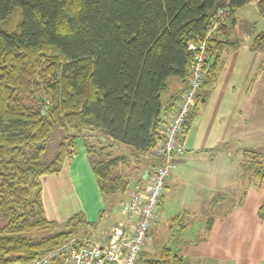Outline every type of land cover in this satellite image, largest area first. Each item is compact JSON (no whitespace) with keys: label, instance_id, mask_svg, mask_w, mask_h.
I'll use <instances>...</instances> for the list:
<instances>
[{"label":"trees","instance_id":"obj_1","mask_svg":"<svg viewBox=\"0 0 264 264\" xmlns=\"http://www.w3.org/2000/svg\"><path fill=\"white\" fill-rule=\"evenodd\" d=\"M254 1L264 18V0H0V264H29L72 237L88 238L106 221L118 225L132 182L146 180L127 170V156L150 169L163 163L151 153L162 140L163 114L189 86L190 46L226 10L207 49L200 105L216 83L222 53L242 43L231 37L238 11ZM18 8V33L2 31ZM250 50L264 51V32ZM174 81L182 88L170 98ZM79 144L105 207L96 222L78 211L62 225L47 217L41 179L72 163ZM244 155L241 179L262 182L264 151ZM258 219L264 222V204ZM137 264L195 263L165 246L144 251Z\"/></svg>","mask_w":264,"mask_h":264},{"label":"crops","instance_id":"obj_2","mask_svg":"<svg viewBox=\"0 0 264 264\" xmlns=\"http://www.w3.org/2000/svg\"><path fill=\"white\" fill-rule=\"evenodd\" d=\"M252 40L222 53L217 80L208 98L200 105H197V100L195 102L193 110L197 105L198 113L192 127L185 133L187 152L173 159L176 167H182L188 161L214 163L217 158L229 163L228 158L233 157L235 152L244 155V149L253 135L248 100L263 60V52L250 50ZM181 88L179 82H172L169 97L172 98ZM177 105L178 101L170 112L163 114L165 121L172 116ZM185 155L188 157L185 158ZM148 170L145 168L142 171L146 175L143 184L133 182L134 190L146 187ZM208 177L213 183L212 176ZM241 178L242 174L238 173L239 187L236 190L241 193L239 202L226 207L217 205L222 207L221 212L208 218L205 226L203 221L204 229L200 231L202 237L199 242L182 240L177 245L176 249L181 250L182 256L195 264H264V222L258 219V211L264 204V180L254 183ZM41 182L43 203L50 221L65 222L74 213L83 211L88 222H96L105 207L86 152L81 153L80 148L72 163H66L58 175L44 177ZM234 183L236 185V181ZM167 188L168 184L165 192ZM66 202L69 205L64 207ZM164 203L165 194L162 205ZM58 210L64 211L60 213ZM117 222L121 226H133L131 221L120 218L119 214ZM156 226L159 228L160 223ZM89 231L92 235L97 232Z\"/></svg>","mask_w":264,"mask_h":264},{"label":"rangeland","instance_id":"obj_3","mask_svg":"<svg viewBox=\"0 0 264 264\" xmlns=\"http://www.w3.org/2000/svg\"><path fill=\"white\" fill-rule=\"evenodd\" d=\"M256 3L257 1H254L238 11L237 23L232 29V40L237 39L241 42H248L254 39L256 35L264 32V18L259 16ZM22 19V10L18 8L6 25L1 26V30L10 34L18 33ZM262 52L261 69L258 70V78L255 80L253 93L248 100V108L252 111L251 128L253 135L248 141V147L244 150L249 151H264V51ZM62 138L63 134L56 135L54 145L56 146ZM79 148L81 153L84 152L81 144H79ZM187 155L191 156V154ZM187 155H185V158L188 157ZM127 160H130V167L127 170L131 171L133 177H138L146 168L143 162L139 164L136 159L129 155ZM228 162L226 163L218 158L216 162H209L208 164H201L200 161L197 163L188 161L182 167L177 166L178 168L175 167L172 170L171 177L167 181L168 188L165 192V203L160 208L162 222L159 228L154 227L146 251L152 253L156 248L165 246L176 249L177 245L182 243V240L198 243L199 238L202 237L200 231L204 229L207 219L213 217V214L218 216L222 207L239 202L241 193L236 190L239 187L237 174L245 172L247 158L243 154L235 152L233 157L228 158ZM135 166L137 169H134ZM147 168L149 169V167ZM209 175L212 176L213 183L208 177ZM234 181H236V185ZM133 190L132 182L130 191ZM219 192H224V194ZM219 204L222 207L218 208ZM68 205L69 203L66 202L64 207ZM63 211L58 210L60 213ZM222 213H224V209ZM118 214L120 215L119 207ZM177 217H180L178 222L170 225L173 219ZM120 218L125 217L120 215ZM65 222L58 223L63 225ZM106 222L102 223L103 225L97 232H93V235L87 237H91L90 239L93 242H104L108 233L114 228L109 227ZM184 224H187L185 233L181 230ZM42 236L44 235H39L38 238ZM76 237H85V235Z\"/></svg>","mask_w":264,"mask_h":264},{"label":"built area","instance_id":"obj_4","mask_svg":"<svg viewBox=\"0 0 264 264\" xmlns=\"http://www.w3.org/2000/svg\"><path fill=\"white\" fill-rule=\"evenodd\" d=\"M226 10H219L205 39L190 46L194 61L190 81L172 116L162 125V140L151 159L163 163L148 170L146 187L130 191L120 203L119 213L133 226L118 225L102 243L86 237H72L58 248L35 258L29 264H137L149 246V232L162 222L160 212L166 184L176 167L173 159L187 152L184 128L203 87L207 72V49ZM16 264V263H15Z\"/></svg>","mask_w":264,"mask_h":264},{"label":"water","instance_id":"obj_5","mask_svg":"<svg viewBox=\"0 0 264 264\" xmlns=\"http://www.w3.org/2000/svg\"><path fill=\"white\" fill-rule=\"evenodd\" d=\"M207 93H204V97L202 99L203 102H205V97H206Z\"/></svg>","mask_w":264,"mask_h":264},{"label":"bare ground","instance_id":"obj_6","mask_svg":"<svg viewBox=\"0 0 264 264\" xmlns=\"http://www.w3.org/2000/svg\"><path fill=\"white\" fill-rule=\"evenodd\" d=\"M218 29H219V27H217L216 32H217ZM216 32H215V34H216ZM195 43H196V42H195ZM195 43H194V44H195Z\"/></svg>","mask_w":264,"mask_h":264}]
</instances>
